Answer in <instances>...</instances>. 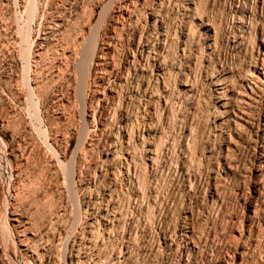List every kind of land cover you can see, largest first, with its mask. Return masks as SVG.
Segmentation results:
<instances>
[{
	"label": "rangeland",
	"instance_id": "1",
	"mask_svg": "<svg viewBox=\"0 0 264 264\" xmlns=\"http://www.w3.org/2000/svg\"><path fill=\"white\" fill-rule=\"evenodd\" d=\"M0 264H264V0H0Z\"/></svg>",
	"mask_w": 264,
	"mask_h": 264
}]
</instances>
